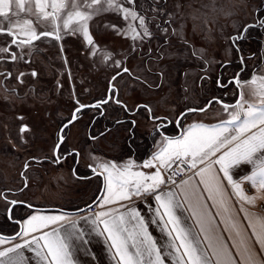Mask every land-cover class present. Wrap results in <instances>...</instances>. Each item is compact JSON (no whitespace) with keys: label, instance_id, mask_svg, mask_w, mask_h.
<instances>
[{"label":"rangeland","instance_id":"1","mask_svg":"<svg viewBox=\"0 0 264 264\" xmlns=\"http://www.w3.org/2000/svg\"><path fill=\"white\" fill-rule=\"evenodd\" d=\"M209 4L211 0H135L131 5L126 3L125 7L134 9L144 17L149 33L147 36L143 35L144 28L138 26L137 20L135 25L142 38L134 40L130 30L131 21L123 19L117 12L102 11L88 21L92 44L81 32L73 33L61 27L59 40L52 36V40L41 41L35 47H23V52L28 53V56L34 55L32 61L35 65L28 69L34 68L39 80L35 82V98L31 97L35 100L34 107L21 105L17 109L5 108L16 98L10 90L0 88V100L4 102H0V231L3 234L13 236L16 231L5 218L11 201H31L33 205H65L71 202L74 203L71 208H75L90 200L93 190L98 188V180L82 182L75 179L71 172L73 158L63 162L62 166L47 164L41 169H31L27 173L30 176V188L25 193L17 196L8 194L2 198L1 191L24 186L20 174L29 156L27 153L35 157L49 154L52 159L57 140L56 130L61 122L70 119L77 106L76 101L87 103L104 97L110 80L123 68H127L132 76L123 73L113 85L118 89V99L130 109L137 104H144L153 116H163L174 122L180 113L190 108L199 110L207 106L212 100L208 101V98L213 90L219 92L221 86L217 82L225 84L239 69L230 65L238 62L232 41L237 43L235 39L243 34V29L250 27V24L256 25L264 14V0H215V11L205 7ZM12 10L16 11L15 3L12 4ZM47 10L52 11L51 8ZM59 15V22H62L64 16L62 13ZM21 17L33 21L32 27L37 34L53 31L50 20H38L35 15L27 13H22ZM4 26L8 27L6 23ZM255 30L259 34V30ZM14 32L18 38L27 39L19 28H15ZM252 36L253 30L248 29L244 42L237 43L243 53L246 71L240 75V82L229 86L232 89L230 94L234 93L231 101L236 95L235 89L239 90L240 97L241 81H246L248 77L251 79L255 68H264V28L259 44L250 40ZM2 43L0 38V47ZM0 54L5 55V52ZM65 68L68 69L66 76ZM48 79L53 87L51 92L46 91L43 84ZM60 83L61 93L56 89ZM44 101L50 103L46 105ZM38 103L41 105L37 106ZM217 106L218 103L214 102L207 110L188 113L185 118L207 113L205 116H213ZM105 109V120L102 118V125L97 124L94 135L105 129L106 120L112 123L111 120L123 117L122 110L113 103ZM17 113L23 114L25 119L18 121ZM94 113V110H85L81 119L64 133L66 140L63 149L81 152L78 169L82 170L89 164L96 168L100 163H106L108 159L105 156L111 154L123 158L122 152L125 153L124 148H127L125 141L129 137V125H118L98 143L90 139L87 126ZM147 114L142 109L136 117L135 134L138 138H145L154 130L155 124L148 120ZM22 123L30 127V132L23 136L19 134ZM21 137L25 138L27 145L21 142ZM137 139V144L142 142ZM15 144L17 147H14ZM127 150L130 154L129 148ZM16 212L19 217L29 213V210L15 207L12 214L14 219L17 218Z\"/></svg>","mask_w":264,"mask_h":264},{"label":"snow or ice","instance_id":"2","mask_svg":"<svg viewBox=\"0 0 264 264\" xmlns=\"http://www.w3.org/2000/svg\"><path fill=\"white\" fill-rule=\"evenodd\" d=\"M13 3L16 11L12 10ZM126 3L131 5L135 0H28L27 5L26 0H0V34L15 36L14 29L19 28L27 37L20 43L29 45L41 36H54L59 40L58 33L62 27L73 33L81 32L92 44L88 21L102 11H114L132 22L130 30L134 40L142 38L135 25L137 20L138 26L144 28L143 35H149L144 17L125 7ZM205 7L215 11V0ZM22 13L35 15L38 20H50L53 31L37 34L32 27L33 21L22 18ZM61 13L64 18L59 22ZM8 51V47H0V53ZM11 55L12 59H16L14 52ZM250 83L253 85L252 94L260 98L259 104L248 103L241 92L239 101L232 106L235 110L230 113V120L212 126L193 124L182 137L167 139L166 146L154 157L165 168L172 170V176L179 173L181 166L184 171L195 170L192 176L181 181L185 187L179 192L171 188L161 189V185H175L177 182L172 176L166 181L159 169L148 175L131 171V164L123 168L100 165L107 172L105 204L130 201L133 197H143L145 201L152 197L155 201V205H147L150 216H145L136 207L122 205L125 208L123 212L119 209L101 211L91 219V224L95 226L92 231L109 242L116 264H171L172 261L174 264H264V215L245 216L248 228H251L249 236L248 228L241 227L233 212V197L241 205L239 211H244V204H255L257 199L242 186L244 181L264 190V78L259 81L253 78ZM223 107L227 111L230 106L224 104ZM205 110L201 108L198 111ZM173 164L176 169L172 168ZM249 164L256 166L257 170L239 180L234 179V172ZM144 167L155 165L148 161ZM194 177H199L198 183H192ZM200 185L204 186L208 199L213 201L216 215L224 218V231L232 234L228 239L217 230L219 225L213 222L215 217L210 214L211 208L206 206L203 193L198 191ZM189 210L191 215L184 217L183 212ZM189 220L193 223L190 224ZM65 221L68 227H64ZM85 223H88L87 218ZM56 224H60L63 233L59 228H53L40 236H32L23 244L16 243L5 248L0 251V264H29L30 258L23 254L24 250L35 254V264H79V252L88 241L85 240L84 230L77 229L75 220L64 216H32L23 234L27 236ZM155 224H159L165 234L162 244L149 231L150 225ZM253 237L255 244L250 242ZM4 243L5 240L0 239V244ZM83 250L87 252L86 248Z\"/></svg>","mask_w":264,"mask_h":264},{"label":"crops","instance_id":"3","mask_svg":"<svg viewBox=\"0 0 264 264\" xmlns=\"http://www.w3.org/2000/svg\"><path fill=\"white\" fill-rule=\"evenodd\" d=\"M264 67V66H263ZM264 68L258 69L254 71L252 78L247 79L246 81L241 82L243 85L241 86V92L243 93L244 100L247 101L248 103H257L259 104V97L256 95H253V85L250 83L253 78H256L258 81L264 78ZM263 72V73H262ZM216 92L215 94H211L210 98L208 100L216 98L219 96V93L216 89L213 90ZM236 94V92H235ZM229 99H231L234 96V93H229L228 94ZM240 99V98H239ZM231 102V101H230ZM230 102H222L218 103L217 108H214V115L213 116H205L204 115H196L190 118H184L181 121V127H180V132L177 136L175 137H163V136H155L152 134V131L149 132V137H153L152 142H153V147H150L145 151V153L137 155H132V154H126L122 152L123 158H120V155L118 154H111L110 156H105L107 157L108 161L105 163H100L98 166L93 167L94 168V176L92 180L97 179L98 180V188L96 190H93L94 193L91 194L90 200L87 202L77 205L75 208L73 207L74 203H66L65 205L63 204H58L57 203H50V204H39V205H34L33 207L39 208L40 210H33L29 209V213L20 215L19 220L21 222L20 228H21V233L18 237L15 239H8L4 237H11V236H4L0 235V239H4L5 243L0 244V251L4 250L5 248L12 247L16 243H21L23 244L25 240H31L32 236H40L42 232H48L51 231L53 228H59L61 233H63V228L60 226V224L56 225H50L48 228L42 229L41 231H37L34 233H31L30 235L25 236L23 234L24 229L27 226V221L32 217V216H64L70 220H75L77 223V229H83L85 232V240L88 241L87 244L82 245V249L79 252V264H116L115 260L112 257V253L109 250V242L101 236H98L95 232L92 231V229L95 227L94 225L91 224V219L99 212L101 211H109L112 209H119V211L123 212L125 211V208L122 207V205H126L127 207H136L142 211V213L145 216H150L151 213L148 212L147 205L148 204H153L155 205V201L152 199V197H148L147 200L145 201L143 197H133L132 200H125V201H119L117 203H110V204H105L104 203V198L106 196V188H107V182L105 180V177L107 176V172L104 171L103 168L100 167L102 164H108V165H115L117 168H123L126 164H131L132 168L131 171L133 172H143L148 175H152L155 173L157 169L161 171L162 176L164 179L167 181L169 179L170 172L167 168H165L163 165L159 163V161L155 160L154 157L161 151L162 148L166 146V140L167 139H176L180 138L183 136V134L193 125V124H205V125H218L223 121L230 120V113L235 110L232 106L235 104H232ZM214 103V102H213ZM212 103V104H213ZM224 104L229 105L230 107L226 111L223 107ZM247 106V105H245ZM212 109V108H211ZM187 110V109H186ZM199 113V112H198ZM138 116H135V119ZM105 137V136H103ZM103 137H99L96 140H94V143H98L101 141ZM148 137V136H147ZM138 136H136L135 140L133 143H136V139ZM140 141L143 144L145 139L142 136ZM147 139V138H146ZM148 140L145 141V143ZM81 153V152H80ZM116 153V152H114ZM219 155V154H218ZM117 157V158H116ZM148 161H152V163L155 165V167L152 168H147L144 167V164ZM259 163V161L257 162ZM200 167H203L201 165ZM256 166L254 165H242L238 170L234 172V179H241L242 176L244 175H251L253 171H256ZM195 170H193L194 172ZM96 172H100L102 176L96 175ZM193 172L189 174L185 179H188L190 176H192ZM75 178V177H74ZM222 180L224 179L222 174L220 177ZM79 180L78 178H75ZM184 179V180H185ZM90 181V180H88ZM82 182H87V181H82ZM199 182V177H194L192 180V183H198ZM226 183V181H225ZM242 186L248 190V194L254 195L257 197L255 204H244V211H239V208L241 205L235 201V198L233 197V203L235 204V207L233 208V212L236 213V219L241 223L242 228H248V221L245 219V216H256V215H264V190L259 189L257 186H252L250 182L244 181L242 183ZM185 187L182 183L171 186L170 183L165 185H161L162 190H167L168 188H171L173 191L179 192L181 188ZM30 188V184L27 189ZM27 189L24 191V193L27 191ZM198 191H201L203 193L202 199L206 200V206L211 208V215L215 217L214 223L219 225V228L217 229L218 231L223 233V236L225 239H228L232 234L230 232L224 231L225 225L223 223V217L216 215L217 209L212 207L213 201L208 199V193L204 191V186L200 185L198 188ZM229 191H230V186H229ZM182 195V193H181ZM178 199L180 198V195L177 197ZM29 204L33 203L31 201H27ZM69 202V201H67ZM48 203V202H45ZM92 206L96 207V212L92 213L89 208ZM158 206V205H157ZM186 206V205H185ZM19 215V213H18ZM191 215L190 210L189 211H184L183 216L184 217H189ZM85 218L88 219V223H85ZM190 224L193 223V220L188 221ZM22 226V227H21ZM64 227H68L67 222H64ZM197 228L199 227L198 225L196 226ZM149 231L153 234V236L162 244L164 242V235L161 230H160V225L155 224V225H150ZM19 232V231H18ZM17 234V233H16ZM15 234V235H16ZM247 234L250 236L251 235V228H248ZM14 236V235H13ZM252 244H255V238L253 237L252 240L250 241ZM229 246H231V240H229ZM86 248L87 252H85L83 249ZM256 248L258 250L259 246L256 245ZM233 251H235L233 249ZM23 254L26 257L30 258L29 264H35V254L31 252L30 250H24ZM171 264H174V261L171 262Z\"/></svg>","mask_w":264,"mask_h":264},{"label":"flooded vegetation","instance_id":"4","mask_svg":"<svg viewBox=\"0 0 264 264\" xmlns=\"http://www.w3.org/2000/svg\"><path fill=\"white\" fill-rule=\"evenodd\" d=\"M255 24H259L262 25L264 24V15H262L258 21ZM245 30V28L243 29ZM3 35V34H1ZM241 37V34L240 36ZM0 38H2L3 43L1 44L2 47H8L9 51L5 52L4 54H0V88L2 90L6 89V90H10L14 96H15V102H9L8 106H4L5 108H13V109H17L19 108L21 105L23 106H32L34 107L35 104V92L37 91L36 89V85L35 82L36 80L38 81V77L39 74L37 73V71L32 68V69H28L30 67H34V62L32 61L34 58V55H30L28 53L23 52L22 49H24L23 47H27V46H36V44H38L41 41H45V40H52V36H41V38L39 40H33V42L29 45H23L20 43V41L25 40V39H21L18 38V36H6L3 35V37L0 36ZM9 39L15 40L16 43H11V41L9 42ZM235 40H239L238 38H236ZM60 43V42H59ZM233 44H235L234 40L232 41ZM16 54V59H12V53ZM239 53V57L242 55H240L241 52ZM237 53V54H238ZM242 66H244V64L242 63ZM127 68H123L121 70L124 71ZM128 70V69H127ZM65 76L68 74V69L65 68ZM33 73H35V75H33ZM120 73V72H119ZM117 73V74H119ZM124 73H128L129 71H126ZM239 73V72H238ZM115 74L113 76V78L117 75ZM123 74V73H122ZM131 74V73H130ZM129 74V75H130ZM132 76V75H130ZM237 76V75H236ZM120 77V76H118ZM117 77V78H118ZM61 78V77H60ZM111 79L108 85V90L106 92V95L100 99H95L93 101L87 102V103H82L79 101L77 102V106L74 108L72 115L70 117L69 120L63 122H59L60 125L58 126L57 130H56V135H57V140H56V144L53 148L52 151V159L50 158L49 154H44L41 155L40 157H35L32 153H27L29 154V156L26 158V160L24 161L23 167H22V171L20 174V178L22 179V185L24 184V186L21 188H17L16 190H12V189H3L1 191V197L2 198H6L7 195H18V194H22L24 193V191L28 188L29 184H30V176L27 175V173L31 170L34 169V167H38L39 169H41L42 167L46 166L47 164L53 165L54 167H58V166H62L63 162L67 161L69 158H73V167L71 169L72 174H74L75 178H78L80 181H88V180H92L93 176H94V168L92 165H87V168L85 170L82 169H78L79 167V163L81 162V154L79 150L76 149H63V144H65V141L60 145L57 155L55 154V150L56 147L58 145L59 139H60V130L63 128V125H65L68 121L71 120V118L73 117V113L74 111L78 108L81 107V105L85 106V105H93L99 101H105L108 98V95L110 97L109 101L104 104V105H96L94 108H89V109H84V110H80L76 113L77 116V120L81 119V115L82 113L85 112V110H94L95 113L89 118V124L87 126L88 129V134L89 137L92 141L96 140L97 138L101 137L105 132H108L110 129H112V127H110V125H108L105 122V129L102 132L97 133L96 135L93 134V130L97 128V121L100 119H104L105 120V116H106V109L105 107L108 106L110 103H119L121 104L120 106H122L124 108V112H123V117L119 118L118 120H111V122H113L115 124H124V123H130L131 126L128 130V133H130V136L127 138V142L128 145L131 147V153L132 155H137L140 152V149L137 145L132 144V140H134L136 138V134H135V129L137 128V121L135 119V116H139L141 113V110L144 109V111H146L147 113H149V118L150 120L155 121L154 122V132L152 131V134L155 136H160V133H162L163 131H165L164 126L167 125V123H163V122H158V117H153V115L151 114V110L149 109V107H147L144 104H137L133 109H130L128 106L125 105L124 102L120 101L118 99L119 96V92L118 89L113 85V82L117 79ZM237 77H232L231 79H229L230 82H235V84H237L239 81L236 80ZM46 86V91L51 92V90L53 89L52 87V83L50 81V79H48V81L46 83H43ZM111 86L113 87L112 90H110ZM62 85L61 83L58 84L57 86V90L59 91V93H61L60 89H61ZM57 93V91H56ZM49 99H51V94L49 95ZM34 97V98H31ZM213 99H217L213 98ZM211 100V99H210ZM209 101V100H208ZM1 103H4L2 100H0ZM6 103V102H5ZM44 103L47 105L48 103H50L49 101H44ZM1 105V104H0ZM41 105L40 103L37 104ZM63 107V105H62ZM189 111V110H187ZM1 112V110H0ZM184 112L180 113L176 120L179 119L180 123L182 121V119L185 118V115L182 116L181 114H183ZM148 115V114H147ZM182 116V117H181ZM16 119L18 121H23L25 119V116L23 114H18L16 116ZM76 120V122H77ZM175 120V122H176ZM103 121V120H102ZM110 122V120H109ZM57 123V121H56ZM169 124V123H168ZM73 125V124H72ZM71 126V125H70ZM69 126V127H70ZM68 127V128H69ZM67 128L65 129L64 133L66 132ZM30 132V127L29 125H27L26 123H22L19 127V134L21 136H23V134L29 133ZM160 132V133H159ZM64 133H62V136H65ZM95 136V137H93ZM21 142L25 145L26 140L24 137H21ZM66 140V137H65ZM151 147H153V142L151 143ZM27 145V144H26ZM14 147H17V145L15 144ZM149 147V148H151ZM34 163V164H32ZM32 164V166L30 165ZM13 201L10 202V206L12 204ZM19 203L18 205L14 206L11 210V216L10 218L8 217V210L6 212L5 218H8L9 220H12V222H16V224L18 225V231L20 230V220L18 219V214L15 215L17 218H12V214H13V209L17 206H21L22 209H32L34 205L29 204L27 201H14ZM9 206V207H10ZM31 207V208H30ZM16 233H18L17 231L13 234L15 235Z\"/></svg>","mask_w":264,"mask_h":264},{"label":"trees","instance_id":"5","mask_svg":"<svg viewBox=\"0 0 264 264\" xmlns=\"http://www.w3.org/2000/svg\"><path fill=\"white\" fill-rule=\"evenodd\" d=\"M264 10V9H263ZM264 15V14H263ZM255 28L257 29V30H259V34H258V32L255 30ZM264 28V24H262V25H259V24H256V25H254V26H250V27H248L247 29H246V31H245V33H244V35L242 36V37H239L238 39L239 40H237V43H239L240 44V42H244V40H245V34H246V32H247V30L248 29H251V30H253V36L250 38V40L251 41H253L256 45L257 44H259V37H260V35H262V29ZM1 37H3V35H1ZM249 40V41H250ZM237 43L235 42V44H233V46H234V48L236 49V51H237V53L238 52H241V50H240V48L237 46ZM241 54H243L242 52L240 53V55ZM237 65L236 64H230V65H232V66H234V69H236L237 67H239V69L235 72V74L232 76V77H237V79L236 80H238L239 82H240V80H241V74H243L245 71H246V65H245V60H244V57H243V55H241L240 57H239V53H238V58H237ZM242 63L244 64V66H242ZM257 69L255 68V70L254 71H256ZM253 71V72H254ZM239 72V73H238ZM252 72V73H253ZM237 75V76H236ZM232 77H230V78H228L227 79V81H226V83L224 84V83H221V82H217V84L219 85V86H221L220 88H219V92H221V93H223L222 95H219V96H217V101L219 102V103H222V102H230L231 100L229 99V97H228V93H230L231 92V90L232 89H230V87L229 86H231V85H233V82H230L229 81V79H231ZM249 78V77H248ZM247 78V79H248ZM247 79H245V80H247ZM241 82H243V81H241ZM234 89H235V87H234ZM227 92V93H226ZM235 92H236V95H235V97H234V99L230 102V103H232V104H235L236 102H237V100L239 99L238 98V94H239V90L238 89H235ZM217 102V103H218ZM115 105L118 107V108H120L121 110H122V112H124V108L122 107V106H120L121 104H119V103H115ZM190 109H193V108H190ZM153 117H155V116H153ZM102 120L103 119H100V120H98L97 121V124L98 125H102L101 123H102ZM148 120L149 121H151V122H155V121H153V120H150V118H149V113H148ZM170 121V119H168V118H166V117H158V122H163V123H167V125L166 126H164V129H165V131H163L162 133H160V136H163V137H175V136H177L178 134H179V132H180V127H181V123H180V121H179V124H178V126L175 124V121L173 122H171L170 124H168V122ZM106 123L108 124V125H110V127H112V129H110L108 132H105L101 137H103V136H106V135H108L109 133H110V131H112L113 129H115L118 125H122V122H121V124H118V123H116L115 122V124L112 122V123H110L109 122V120H106ZM123 125H129V128H130V126H131V124L130 123H124ZM136 130V129H135ZM129 136H130V133H129ZM93 137H95V136H93ZM147 138V139H146ZM145 139V141L146 140H148L146 143H145V141H144V143L142 144V143H139V144H135V143H133L134 145H137L138 147H139V149H140V153L141 154H143V153H145V151L147 150V149H149V147H150V145H151V143H152V139H153V137L151 136V137H145L144 138ZM138 140V139H137ZM133 141V140H132ZM139 141V140H138ZM125 145H126V147L127 148H129V150L131 151V147L128 145V142H127V139H126V141H125ZM125 145H124V147H125ZM127 148H124V150H125V153L126 154H128V150H127ZM128 151V152H127ZM130 154H132V153H130ZM21 207V206H20ZM22 208V207H21ZM6 220L9 222V225H11L12 226V228H15L16 229V231L18 232V225L16 224V222H12V220H9L8 218H6ZM15 231V232H16ZM0 235H4L5 236V234H3L1 231H0ZM6 236H10V235H6Z\"/></svg>","mask_w":264,"mask_h":264},{"label":"water","instance_id":"6","mask_svg":"<svg viewBox=\"0 0 264 264\" xmlns=\"http://www.w3.org/2000/svg\"><path fill=\"white\" fill-rule=\"evenodd\" d=\"M250 26H254V24L252 25V24H250ZM248 27H246L245 28V30H244V32H243V34L241 35V37L244 35V33H245V31H246V29H247ZM124 72H126L125 70L124 71H122V72H120L119 74H117L116 76H115V78H117L118 76H120L122 73H124ZM236 82V81H235ZM112 86H111V88H110V90H112ZM109 99H110V97H109V95H108V98L105 100V101H109ZM238 101H239V99H238ZM237 101V102H238ZM104 101H99V102H97V103H95V104H93V105H85L86 107H78L75 111H74V113H73V117L71 118V120L70 121H68L65 125H63V128L60 130V139H59V142H58V145H57V147H56V150H55V154L57 155V152H58V149H59V147H60V145L65 141V137L64 136H62V133H64V131H65V129L66 128H68L70 125H72V124H74L75 122H76V120H77V116H76V113L78 112V111H80V110H84V109H89V108H94L96 105H99V106H101V105H104V104H106V103H103ZM213 102H218L216 99H212L208 104H207V106L205 107V108H203V109H208L211 105H212V103ZM237 102L235 103V105L237 104ZM219 103V102H218ZM192 112H195V113H198V112H201V111H185L183 114H181L182 116H184V115H186V114H188V113H192ZM203 112V111H202ZM181 116V117H182ZM169 124L171 123L170 121L168 122ZM175 124L178 126V124H179V119H177L176 120V122H175ZM96 175H98V176H102V174L100 173V172H96ZM19 203H17V202H15V203H13L12 202V204H11V206L9 207V210H8V217L10 218V214H11V210H12V208L14 207V206H16V205H18ZM31 208V207H30ZM33 210H40L39 208H35V207H33L32 208ZM19 224H20V222H19ZM21 225V224H20ZM20 233H21V228H20V230H19V232L16 234V235H14V236H11V237H4V238H8V239H15L16 237H18L19 235H20Z\"/></svg>","mask_w":264,"mask_h":264},{"label":"built area","instance_id":"7","mask_svg":"<svg viewBox=\"0 0 264 264\" xmlns=\"http://www.w3.org/2000/svg\"><path fill=\"white\" fill-rule=\"evenodd\" d=\"M173 169H176V165L173 164L172 166ZM169 170V169H168ZM170 172V175L172 176V170H169ZM193 172V170H190V171H184L183 170V166H181V170L179 171V173L175 176H172L173 179L176 180V184L175 185H178L181 183L182 180H184L189 174H191ZM171 186H175V185H172L170 184ZM89 210L94 213L96 212V207L95 206H92L91 208H89Z\"/></svg>","mask_w":264,"mask_h":264},{"label":"bare ground","instance_id":"8","mask_svg":"<svg viewBox=\"0 0 264 264\" xmlns=\"http://www.w3.org/2000/svg\"><path fill=\"white\" fill-rule=\"evenodd\" d=\"M74 125H75V123H74Z\"/></svg>","mask_w":264,"mask_h":264}]
</instances>
